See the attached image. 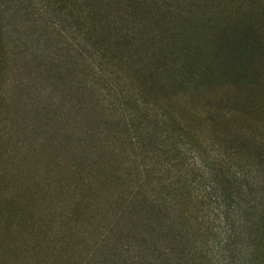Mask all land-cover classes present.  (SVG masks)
I'll list each match as a JSON object with an SVG mask.
<instances>
[{"label":"rangeland","instance_id":"1","mask_svg":"<svg viewBox=\"0 0 264 264\" xmlns=\"http://www.w3.org/2000/svg\"><path fill=\"white\" fill-rule=\"evenodd\" d=\"M168 5L177 14L174 23L185 18L194 27L189 37L203 45L204 57L211 44L199 33L214 26L252 22L264 35V0ZM190 10L196 13L190 16ZM10 30L2 35L6 52H0V264H264V50L240 75L235 67L232 77L169 92L156 104L168 121L173 116L191 122L196 169L180 173L182 182L199 173L214 130L206 121L212 116L220 133L234 137L235 150L248 157L225 195L197 183L191 195L160 200L149 227L153 235L147 236L142 218H122L127 168L143 172L144 161L127 144L114 142L117 126L105 130L114 124L107 81L83 73L77 57L57 49V37L36 45L33 39L42 33ZM53 58L63 60L57 69L45 63ZM73 77L83 86L77 88ZM172 172L177 175V168Z\"/></svg>","mask_w":264,"mask_h":264},{"label":"trees","instance_id":"2","mask_svg":"<svg viewBox=\"0 0 264 264\" xmlns=\"http://www.w3.org/2000/svg\"><path fill=\"white\" fill-rule=\"evenodd\" d=\"M195 13L190 10L188 15ZM176 15L168 0H0V52H6L2 35L9 33L10 28L27 36L40 32L41 36L33 39L36 45L57 37V49L77 57L83 73L91 79L107 81L114 98L110 102L114 124L105 130L111 132L117 126L114 142L127 144L144 161L143 172L139 166L127 168L122 218H142L147 236L153 235L149 227L161 201L185 191L191 195L197 191L192 184L197 183L225 195L230 192L226 184L237 178V169L248 157V152L235 150L234 137L226 138L220 133V122L212 116L206 121L214 130L207 141L209 148L201 153L199 173L194 181L182 182L180 173L196 169V157L191 154L196 144L192 125L190 121L182 124L173 116L168 121L156 110V104L161 97H169V92L177 94L191 85L202 86L232 77L235 67L240 75L247 62L264 50V35L260 36L254 23L250 27L245 23L224 24L210 28L208 33H199L211 44L210 56L204 57L203 45L190 40L194 27L185 18L176 19L177 25ZM217 53L230 55V60L217 58ZM46 62L57 69L63 60L53 58ZM119 64L125 67L118 69ZM57 78L60 80L59 73ZM73 83L78 88L85 82L73 77ZM129 104L133 107L129 108ZM105 110L103 107L102 112ZM105 117L110 123V116ZM121 133L127 134L125 140L120 138ZM223 143L228 147L222 149ZM202 149L198 147V153ZM131 156L130 153L129 159ZM175 168L177 175H172ZM163 172L170 176H162ZM153 194L162 198L153 200Z\"/></svg>","mask_w":264,"mask_h":264}]
</instances>
